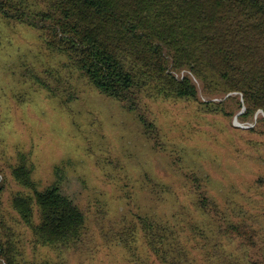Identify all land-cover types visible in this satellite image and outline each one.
Segmentation results:
<instances>
[{
  "label": "trees",
  "instance_id": "trees-1",
  "mask_svg": "<svg viewBox=\"0 0 264 264\" xmlns=\"http://www.w3.org/2000/svg\"><path fill=\"white\" fill-rule=\"evenodd\" d=\"M0 12L7 19L37 28L45 47L66 59L72 85L68 77L63 81L59 69L46 68L48 79L32 69L30 77L35 83L52 96L60 95L65 106L78 95L75 83L85 79L135 112L143 136L154 149L167 150L161 146L164 141L156 121L140 112L147 100H193L198 113L210 114H232L244 108L243 118L264 111V0H0ZM182 70L187 73L177 76ZM192 76L204 92L225 97L202 101ZM49 80L57 85L53 87ZM230 107L232 111H227ZM167 152L174 157L172 150ZM61 170L56 165V178L39 187L29 154L19 152L10 173L22 189L9 198L17 217L30 229L34 244L60 258L88 231L91 216L88 206H80L64 192ZM146 178L155 192H170L169 186L154 177ZM190 181L193 206L185 224L177 227L185 207L173 212L171 221L146 210L137 212V225L130 223L126 233L118 232L119 245L138 264H149L150 256V264H198V250L208 246L211 251L203 254L214 256L213 264H264V247L254 243L257 232L250 233L252 226L246 227L239 215H228L203 176L194 174ZM2 190L0 185V264H51L27 259L23 248L16 245L17 232L1 213ZM138 230L149 250L144 259L134 249ZM245 244L249 251L260 249L261 256H246ZM229 245L240 251L233 259Z\"/></svg>",
  "mask_w": 264,
  "mask_h": 264
},
{
  "label": "rangeland",
  "instance_id": "rangeland-1",
  "mask_svg": "<svg viewBox=\"0 0 264 264\" xmlns=\"http://www.w3.org/2000/svg\"><path fill=\"white\" fill-rule=\"evenodd\" d=\"M39 33L37 28L7 19L0 12L1 213L17 232L13 239L27 259L51 264H138L119 245L118 234L126 233L130 223L137 225L135 213L145 210L171 221V214L185 207L177 227L185 224L193 206L190 178L194 174L207 180L209 192L228 215H239L246 227L252 226L250 233L257 232L254 243L264 247V122L260 121L264 111L259 109L250 118H243L240 113L244 108L232 114H210L198 113L193 100H147L140 112L156 121L164 141L161 146L167 150L154 149L143 136L135 112L127 111L85 79L75 83L78 95L65 106L60 95L52 96L34 82L32 69L44 79L50 78V71L44 68L59 69L63 81L70 74L64 65L66 59L49 51ZM192 79L202 101L225 97L204 92L201 83ZM66 80L72 85V77ZM49 84L57 85L52 80ZM238 98L242 102L241 96ZM19 152L29 154L32 176L39 187L56 178L54 168L60 165L64 192L80 206L90 208L83 242L81 238L70 246L62 258L35 245L30 229L10 206L11 194L22 189L10 173ZM147 175L169 186L170 192H155ZM134 241V249L144 259L149 250L139 230ZM246 245L242 246L246 256H261L260 249L249 251ZM228 250L230 259L240 252L231 245ZM209 251V246L198 250V264H213L215 257L203 254Z\"/></svg>",
  "mask_w": 264,
  "mask_h": 264
}]
</instances>
